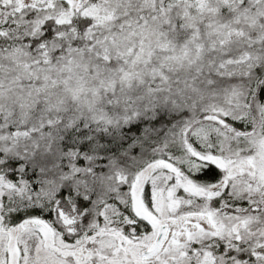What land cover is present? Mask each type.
I'll list each match as a JSON object with an SVG mask.
<instances>
[{"label":"snow or ice","instance_id":"1","mask_svg":"<svg viewBox=\"0 0 264 264\" xmlns=\"http://www.w3.org/2000/svg\"><path fill=\"white\" fill-rule=\"evenodd\" d=\"M0 264H264V0H0Z\"/></svg>","mask_w":264,"mask_h":264}]
</instances>
